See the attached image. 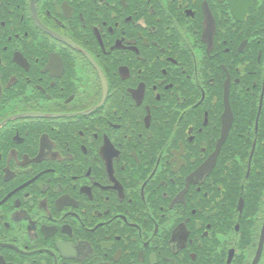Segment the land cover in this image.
<instances>
[{
  "label": "flooded vegetation",
  "instance_id": "obj_1",
  "mask_svg": "<svg viewBox=\"0 0 264 264\" xmlns=\"http://www.w3.org/2000/svg\"><path fill=\"white\" fill-rule=\"evenodd\" d=\"M0 264H264V0H0Z\"/></svg>",
  "mask_w": 264,
  "mask_h": 264
}]
</instances>
